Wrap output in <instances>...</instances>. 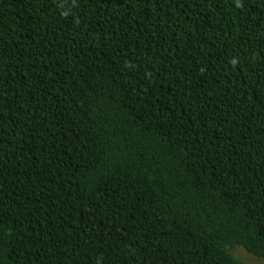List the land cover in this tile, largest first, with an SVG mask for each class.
Masks as SVG:
<instances>
[{
  "label": "trees",
  "instance_id": "16d2710c",
  "mask_svg": "<svg viewBox=\"0 0 264 264\" xmlns=\"http://www.w3.org/2000/svg\"><path fill=\"white\" fill-rule=\"evenodd\" d=\"M264 264V0H0V264Z\"/></svg>",
  "mask_w": 264,
  "mask_h": 264
},
{
  "label": "rangeland",
  "instance_id": "374dc122",
  "mask_svg": "<svg viewBox=\"0 0 264 264\" xmlns=\"http://www.w3.org/2000/svg\"><path fill=\"white\" fill-rule=\"evenodd\" d=\"M239 257L244 264H263L255 256L251 255L243 249H238Z\"/></svg>",
  "mask_w": 264,
  "mask_h": 264
}]
</instances>
